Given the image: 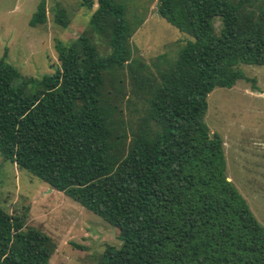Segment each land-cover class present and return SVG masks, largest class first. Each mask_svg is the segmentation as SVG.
Segmentation results:
<instances>
[{
	"label": "trees",
	"instance_id": "obj_1",
	"mask_svg": "<svg viewBox=\"0 0 264 264\" xmlns=\"http://www.w3.org/2000/svg\"><path fill=\"white\" fill-rule=\"evenodd\" d=\"M188 36L175 57L134 58L151 4ZM84 31L60 65L22 77L0 59V155L118 230L98 264H264V227L225 174L208 95L264 67V0H79ZM42 0L29 26L47 22ZM54 22L67 28L66 10ZM218 22V26L216 23ZM128 93V97L124 95ZM46 234L0 207V264H49Z\"/></svg>",
	"mask_w": 264,
	"mask_h": 264
},
{
	"label": "rangeland",
	"instance_id": "obj_2",
	"mask_svg": "<svg viewBox=\"0 0 264 264\" xmlns=\"http://www.w3.org/2000/svg\"><path fill=\"white\" fill-rule=\"evenodd\" d=\"M41 1L0 0V59L22 77L39 79L52 74L60 65L61 50L89 22L90 12L79 6V0H44L46 24L30 27ZM155 5L149 6L142 26L130 40L133 57L146 64L163 54L175 57L190 39L160 18ZM57 6L66 10L70 21L66 29L54 22ZM240 69L250 81L214 89L207 98L204 121L223 143L226 177L264 227V67L241 65ZM49 189L0 155V207L55 242L49 264H98L107 247H120L117 229L63 193Z\"/></svg>",
	"mask_w": 264,
	"mask_h": 264
},
{
	"label": "water",
	"instance_id": "obj_3",
	"mask_svg": "<svg viewBox=\"0 0 264 264\" xmlns=\"http://www.w3.org/2000/svg\"><path fill=\"white\" fill-rule=\"evenodd\" d=\"M159 6H160V2H157L155 5V9H156V13L159 16ZM209 136L211 139H214V134L209 132Z\"/></svg>",
	"mask_w": 264,
	"mask_h": 264
},
{
	"label": "crops",
	"instance_id": "obj_4",
	"mask_svg": "<svg viewBox=\"0 0 264 264\" xmlns=\"http://www.w3.org/2000/svg\"><path fill=\"white\" fill-rule=\"evenodd\" d=\"M13 164V163H12ZM15 165V164H14ZM16 166V165H15ZM17 168V167H16ZM48 192H53V190L50 188Z\"/></svg>",
	"mask_w": 264,
	"mask_h": 264
}]
</instances>
